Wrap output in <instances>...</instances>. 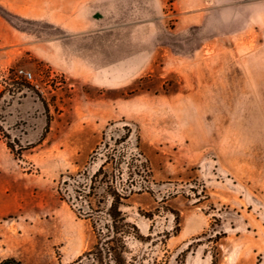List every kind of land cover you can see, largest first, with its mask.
<instances>
[{"label":"rangeland","instance_id":"374dc122","mask_svg":"<svg viewBox=\"0 0 264 264\" xmlns=\"http://www.w3.org/2000/svg\"><path fill=\"white\" fill-rule=\"evenodd\" d=\"M92 4L85 39L0 4V261L89 250L99 201L74 191L109 160L135 264H264V0ZM82 41L86 81L52 65Z\"/></svg>","mask_w":264,"mask_h":264},{"label":"trees","instance_id":"16d2710c","mask_svg":"<svg viewBox=\"0 0 264 264\" xmlns=\"http://www.w3.org/2000/svg\"><path fill=\"white\" fill-rule=\"evenodd\" d=\"M17 78H23L17 76ZM26 80V79H25ZM124 159L125 156L123 157ZM109 160H106L98 169V171L92 176L90 184L84 186L79 185V188H83V191L75 190L76 200L86 192L85 198L97 199L99 205L92 206L90 202L92 213H89L88 219L92 221V230L95 236L94 245L87 251H85L76 261L70 264H135L133 260H130L129 256L132 253L129 247V239L131 237L138 238V228L131 223L123 212L122 208L126 206V202L134 194V188L136 183L131 180L126 184L121 183L122 191L116 181L111 177L107 166ZM134 168V164L128 165V170ZM134 173H131V177ZM74 177L68 175L63 177V185H70V181ZM66 187V188H67ZM73 200V197H70ZM102 201L105 204H109L107 208L101 209ZM95 214H98L95 217ZM105 216L106 222H100V216ZM0 264H24L15 258H7L0 261Z\"/></svg>","mask_w":264,"mask_h":264},{"label":"crops","instance_id":"0c3cea01","mask_svg":"<svg viewBox=\"0 0 264 264\" xmlns=\"http://www.w3.org/2000/svg\"><path fill=\"white\" fill-rule=\"evenodd\" d=\"M99 1V0H97ZM94 0H0V4L8 11L25 19L46 21L54 26L70 33L75 38L89 37L91 33L103 34L102 30H94L92 16L98 9L94 8ZM88 41L78 42L76 60H70L69 64L55 61L52 65L64 73H68L82 81L88 80L91 75L89 65L84 58L88 53ZM59 46V57L62 60L64 50ZM40 53V50H38ZM40 57V56H39ZM43 60L50 62L48 55L42 57ZM73 62V66L72 63ZM100 75L103 73L100 67Z\"/></svg>","mask_w":264,"mask_h":264},{"label":"built area","instance_id":"2783aa9c","mask_svg":"<svg viewBox=\"0 0 264 264\" xmlns=\"http://www.w3.org/2000/svg\"><path fill=\"white\" fill-rule=\"evenodd\" d=\"M21 74L23 75L22 77H24L26 80H29L31 81L32 80V75L29 74V73H24V72H21ZM54 77V76H53Z\"/></svg>","mask_w":264,"mask_h":264}]
</instances>
